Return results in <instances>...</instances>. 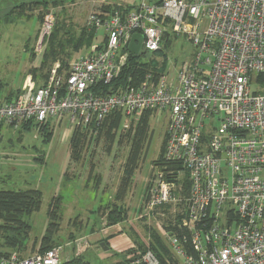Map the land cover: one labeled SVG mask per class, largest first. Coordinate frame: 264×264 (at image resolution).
Masks as SVG:
<instances>
[{
	"label": "built area",
	"instance_id": "2783aa9c",
	"mask_svg": "<svg viewBox=\"0 0 264 264\" xmlns=\"http://www.w3.org/2000/svg\"><path fill=\"white\" fill-rule=\"evenodd\" d=\"M56 16L55 10L46 14L43 35ZM87 27L102 31L104 44L72 62L65 76L55 65L45 85L0 98V127L41 133L65 122L72 135L114 113L166 114L164 166L150 178L137 219L154 218L170 205L182 224L166 235L170 257L160 260L132 243L128 259L264 264V0H140L132 9L94 14ZM165 33L185 36L196 50L192 59L117 85L132 36H142L141 58L163 51ZM107 229L102 237L110 235ZM77 246L30 257L0 250V264H63Z\"/></svg>",
	"mask_w": 264,
	"mask_h": 264
},
{
	"label": "rangeland",
	"instance_id": "374dc122",
	"mask_svg": "<svg viewBox=\"0 0 264 264\" xmlns=\"http://www.w3.org/2000/svg\"><path fill=\"white\" fill-rule=\"evenodd\" d=\"M139 1L0 0V6L6 2L4 8H8L0 12V98L3 99L28 85L33 87L45 85L55 65L59 66V76H65L72 62L105 42L102 31L87 27L90 18L115 6L135 7ZM15 3L26 5L25 11L13 8ZM54 10L57 14L54 27L49 34L43 35L45 16ZM57 23L63 24L65 29L70 26L71 32L77 37L83 32H87L88 35L94 34L93 43H88L78 52L71 51L70 57L68 54L61 55L46 71L34 76L32 70L42 66ZM195 51L194 45L185 36L176 37L171 34L166 46L163 42V51L160 54L137 58L135 63L143 65L144 74L141 77L143 78L149 71L157 74L163 65L167 68L166 65L170 62L180 66L190 61ZM141 78H134V82ZM251 87L257 88L256 84H252ZM148 118L145 156L139 160V170H142L135 174L126 192L124 204L129 209V219L120 222L117 230L126 232L131 245L133 243L140 252L152 250L155 237H158L166 250L172 253L166 235L178 233L183 220L180 214L174 212L172 206H167L154 218L137 219L145 200L144 197L140 198L145 190L143 176H148L150 166L153 168L152 175L158 168L155 166L163 150L162 144L168 124L166 114L159 117L153 113ZM141 119L142 117L122 115L117 138L112 146L107 144L105 136L100 138V132H91L87 147L78 161L70 157L71 130L65 122L61 126L55 123L47 130L51 134V139L44 138L42 132L37 133L30 126H23L29 127L30 130H23V127L18 129L0 127V191L37 189L42 193L41 209L27 218L32 231L28 240L18 250L20 255L30 257L47 249L46 246L42 249L40 242L50 223L51 203L56 201L61 219L58 221L59 228L54 244L56 242L62 246L78 244L77 250L69 254L73 256L72 258L85 256L91 264H116L121 260V257L114 255V252L118 253L117 251L109 249L104 251L99 245L101 246L100 243L105 238L101 234L107 227L105 209H109L115 203V196L124 178V170L130 163L133 141ZM46 139L50 141H44ZM108 148L111 151H108ZM182 187L187 194L190 184H183ZM119 234L121 233L111 232L110 238L113 239ZM72 235L76 236L74 241L70 239Z\"/></svg>",
	"mask_w": 264,
	"mask_h": 264
},
{
	"label": "trees",
	"instance_id": "16d2710c",
	"mask_svg": "<svg viewBox=\"0 0 264 264\" xmlns=\"http://www.w3.org/2000/svg\"><path fill=\"white\" fill-rule=\"evenodd\" d=\"M6 5L7 3L5 2L3 6H0V12L8 9L4 8ZM18 5V3H15L13 5V8H19L20 10L25 11L24 9H26V5ZM133 7L134 6H130L127 8L132 9ZM30 9L32 10L31 6ZM70 29V26L65 29L63 24L60 25V23H57L54 31L52 32L51 41L48 44L47 53L43 58L42 66H40V68L38 69L32 70L34 76L46 71V69L49 68L50 64L61 57V55L68 54V57H70V55H72L71 51L78 52L83 48V46L88 45V43H93L92 39L94 38V34L88 35L87 32H83L82 35L77 37L73 35ZM66 36L68 37V39H66ZM169 38H171V34L165 33L163 37L165 46ZM137 58L139 57L132 55L130 56L129 64L123 70V73L117 85L126 84L128 80H130V78L134 80V78H141L143 76L144 71L142 69H144V67L142 64L135 63ZM164 70L165 65L162 66V69L160 71ZM19 91L20 90L16 91L15 93H10L5 97V99L10 100ZM115 114L117 113L110 114L99 126L94 124L92 126H89L88 128H80L75 130L71 135L69 142V150L71 153L70 157L76 161L81 158L83 150H85V148L87 147L88 136L91 132H100V138L105 136L107 144H110L112 146L116 141L117 130L119 129L122 121L121 113H119L118 115ZM152 114V112H147L142 116L141 124L138 127L135 140L133 141V150H131V158L129 159L130 163L124 170V178L118 190V193L115 196V203L112 204L109 209H105L107 227L118 225L120 224V222H125L129 219L128 208L126 207V204H124L126 199V192L128 188H130L136 172L140 169L139 160H141V158L145 156L144 146L148 139V117ZM22 129L30 130L29 127H23ZM47 130H49V128L46 127L44 131H42V135H44V138H50L51 134H49ZM44 141L48 142L50 140L46 139ZM162 147V153L160 155V158L157 160L158 163H156L155 166L158 168H162L164 166L163 154L165 149V141L163 142ZM108 151H111L110 148H108ZM187 183L189 184L188 180H185L184 184ZM147 192L148 188L144 195L145 199ZM41 206L42 193L40 190L29 189L26 191H0V250L3 252V254H10L13 252H18L19 254L18 250H20L28 240L29 235L32 231V226L27 218L38 212L41 209ZM58 209V203H56V201H52L49 209L50 223L48 225L46 234L42 237L40 242V245L42 243V249L45 246L47 249L42 250L38 253H43L47 250H51L57 246H60V243L58 242L54 244V242L56 241L55 236L59 228L58 221L61 219V217H59L58 215ZM98 212H100V210H98ZM75 237V235H72L70 236V239L74 241ZM109 239L110 237L104 238L102 239L101 243H105L106 246L110 247ZM155 240L156 241L151 249L159 257V259L163 260V258L165 257H170L172 253L166 250V247L163 245L160 238L155 237ZM99 248L101 250L104 249L100 245ZM109 250L113 251L111 248H109ZM132 253L133 250H128L122 253L114 252L115 256L121 257V260H119L116 264H132V261L128 259V256ZM21 257L24 256L21 255ZM63 264L91 263L87 261L85 256H80L77 258H72L70 261L64 262Z\"/></svg>",
	"mask_w": 264,
	"mask_h": 264
},
{
	"label": "crops",
	"instance_id": "0c3cea01",
	"mask_svg": "<svg viewBox=\"0 0 264 264\" xmlns=\"http://www.w3.org/2000/svg\"><path fill=\"white\" fill-rule=\"evenodd\" d=\"M152 169H153L152 166H150V173L148 174L147 177L142 175L143 178H144L143 184H145V190H144V193L141 195L140 198H143L144 197L145 192H146V190H147V188L149 186V180L152 177ZM141 170H138V171H141ZM140 198H139V200H140ZM128 212H129V209H128ZM117 226L118 225L111 226V227H105V228H108L107 230L110 232V235H111V232L113 234H117V232L120 233L119 232L120 230L119 231L117 230ZM122 232H124V231H121V234L117 235L113 239L112 238L109 239V243H111L110 244L111 249L113 251H117L118 253H122L125 250L127 251V249L131 246L130 238L127 236L126 232H124V233H122ZM110 235L108 237H110Z\"/></svg>",
	"mask_w": 264,
	"mask_h": 264
},
{
	"label": "water",
	"instance_id": "95a60500",
	"mask_svg": "<svg viewBox=\"0 0 264 264\" xmlns=\"http://www.w3.org/2000/svg\"><path fill=\"white\" fill-rule=\"evenodd\" d=\"M141 42H142V36L139 34H135L132 36L130 46H129V52L133 56H138V55H143L144 53L140 52V47H141ZM101 247H103L104 251H108L109 247L105 245V243H101Z\"/></svg>",
	"mask_w": 264,
	"mask_h": 264
}]
</instances>
